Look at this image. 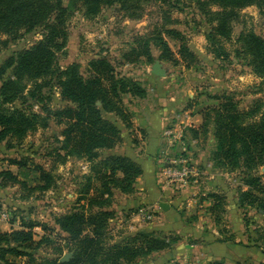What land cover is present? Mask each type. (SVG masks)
<instances>
[{
  "label": "trees",
  "instance_id": "16d2710c",
  "mask_svg": "<svg viewBox=\"0 0 264 264\" xmlns=\"http://www.w3.org/2000/svg\"><path fill=\"white\" fill-rule=\"evenodd\" d=\"M0 0V36L8 40L0 42L8 46L24 35L41 29L42 39L29 48H23L6 58L0 66V146L13 148V141L21 143L30 133L46 129L51 120L64 126L60 150L66 155L62 164L75 158L89 164L86 183L79 191L78 209L55 219L59 230L74 252L69 262L58 259H37L35 252L41 246L36 242L34 229L42 227L38 222L23 218L19 229L10 232L0 230V264H19L13 258H25L20 264H133L141 258L164 251L172 240L157 236L155 232L141 231L125 241L109 244V221L115 218L111 210L115 191L133 194L135 184L144 174L136 160L126 155L103 154L122 143V131L109 116L115 115L127 127H132L124 97H146L140 82L116 73L114 65L106 57L89 62L88 75L82 74L78 64L64 69L58 67V53L69 40L68 20L70 7L80 3L86 16L95 17L105 7L119 5L131 19L142 18L145 6L152 0ZM202 14L212 23L207 40L212 44L215 58L226 60L229 54L220 44L221 39L230 40L234 23L240 20V11L256 6L264 16V0H196ZM208 6L221 10L212 11ZM166 34L180 40L179 56L182 60L195 61L196 56L180 33L167 30ZM136 46L123 55L128 63H137L142 57L154 64L150 43L160 47V60L174 61L168 43L161 33L138 36ZM237 57L244 59L252 72L262 79L264 85V38L256 33L240 32ZM189 62V63H190ZM57 88L62 102L70 104L63 108L46 107L45 90ZM98 102L100 105L98 106ZM27 105L28 110L16 104ZM41 105L43 114L29 111ZM264 103L257 100L248 110L239 109L234 99L224 100L204 115V124L198 130L191 128L194 137L200 132L207 137L210 125L214 127L215 149L212 161L215 168L228 173L240 172L244 191L239 188V205L251 207L264 213ZM143 133L145 131L142 130ZM30 160L11 159L9 163L20 170L29 168ZM37 182L29 192L46 193L56 186L53 170L42 166L34 169ZM28 175V174H27ZM28 179H22L10 169L0 171V187L21 186L27 188ZM29 189V188H28ZM211 210L216 221L225 212V197L212 196ZM82 202V204H81ZM215 203V204H214ZM43 229V228H42ZM179 239V238H178ZM66 241V240H65ZM214 264H223L215 262Z\"/></svg>",
  "mask_w": 264,
  "mask_h": 264
},
{
  "label": "rangeland",
  "instance_id": "374dc122",
  "mask_svg": "<svg viewBox=\"0 0 264 264\" xmlns=\"http://www.w3.org/2000/svg\"><path fill=\"white\" fill-rule=\"evenodd\" d=\"M65 5L69 6L68 0L65 1ZM208 9L221 10L217 6H208ZM70 12L72 16L67 23L70 36L65 49L57 55L58 67L64 69L75 63L79 65L82 74L87 76L89 62L98 57H106L114 65L117 74L140 82L147 94L144 98L130 95L124 97L125 106L131 117L132 127L130 129H127L115 115L109 116L118 124L122 133L126 134L127 131L128 140L134 147L128 149L123 146L122 134V143L115 149L104 151L103 154H133L138 155L137 158H146L154 153L157 155L156 158L154 157L155 160H151L156 168L154 181L147 183L148 187H145L144 191L137 190L136 184L133 194H122L115 191L110 208L115 211V218L109 221L107 242L109 244L120 243L141 231L155 232L157 236L172 240L170 248L141 258L133 264H214L216 261L209 258V254H207L211 246L209 242L213 241V237H215V224L211 216L213 204L211 196L213 194L225 196V194L213 191V187L209 184L210 173L214 172L212 170L214 168L215 172L226 180L229 190L236 191L238 201L237 184L232 181H239L241 175L239 170L235 173H228L223 168H215L212 161V152L215 149L212 125H210L207 137L200 132L197 137H194L190 126H196L193 128L194 130L199 131V128L201 130L204 124V115L216 108L225 96L233 98L241 110L255 107L257 100L264 103L262 79L256 76L248 67L247 62L237 57L236 54L241 46L237 42L240 32L252 31L264 38V16L256 6H250L240 11V20L234 23L231 39L220 40V44L229 54L228 59L222 60L215 58L212 53V44L206 38L212 23L208 17L202 14L196 0H152L145 6L140 19H131L125 11L120 9L119 5L105 7L95 17L86 16L80 3L71 6ZM167 30L180 33L194 52L195 61L186 62L181 59L179 56L180 40L168 36ZM154 32L162 34L176 60V62L160 60L162 54L160 47L154 45L153 42L150 43L154 63L160 61L162 67L167 71L165 77L167 79L161 83L160 90L157 81L160 78L152 74L153 64L148 63L146 57H142L137 63H128L123 58L125 53L136 46L135 39L138 36H147ZM42 33L43 31L38 29L31 34L24 35L15 43L10 42L8 46L0 42V66L14 52L29 48L41 40ZM0 39L8 40V36H0ZM157 89L163 100L175 97L179 102L178 111L170 114V125H167L166 128H173L171 123L177 120L180 122V115L185 121L181 124L183 127L186 126L184 136L181 142L171 150H167V148L154 149L149 145L145 147V144L143 145L142 141H139L140 136L136 132L138 126L134 118V111L146 109L147 105L152 112H155L154 108L160 109L162 106L154 99L155 94L158 95ZM44 94L49 98L44 103L47 108L54 110L70 105L62 102L60 92L55 87L52 90H45ZM16 105L28 110L27 105L20 103ZM29 111L44 115L41 105L29 108ZM152 112L151 115L145 114L146 117L143 118L151 120L152 114H154ZM143 118L142 120H144ZM63 129L64 126L57 125L53 119L48 128H39L36 132L30 133L21 143L13 141V148H6L5 144L0 146V171L10 169L22 179L29 181L26 189L21 186L0 187V213L8 214L6 222L0 220V230L10 232L12 229H19L25 217L38 222L42 227L34 229L35 240L42 244L34 254L37 259L41 260L58 258L61 260L65 254L72 253L74 255V252L71 251L72 246L65 239L66 235L59 230L55 219L78 209V193L86 183V176L89 174V164L82 160L71 158L62 164L61 158L66 155L65 151L60 150ZM142 130L145 131L139 128V133L145 136ZM142 145L144 148L141 147ZM166 153L183 154L189 159L195 170L199 171V175L191 179L186 189L174 187L176 195L173 196L174 200L171 199L175 202L174 211L164 221V211L159 209L155 202V195L162 192L158 181L159 176H157L159 168L156 159ZM23 158L30 160L29 168L20 170L17 166L9 163L11 159L20 160ZM209 162L212 165L208 164ZM36 166L53 170L56 176V186L52 190L46 193L31 194L29 192L30 188H33L37 183L34 173ZM224 173L231 174L232 181H228L223 176ZM260 173L264 174V167ZM232 183L233 186H230ZM140 185L143 186V183ZM138 192L142 196L134 195ZM195 193L196 195H194ZM140 209L149 211L153 215L152 219L139 218L137 215L140 213ZM246 209H248V213H246V222L249 226L248 235L251 239L257 236L254 230H258V233L264 232V214L259 215L255 208L248 207ZM212 215L216 218V214L212 213ZM223 217L224 214L221 215V221H216L218 227H223ZM260 243L264 247V241ZM10 259L19 264L27 261L25 258L10 257ZM257 264L264 263L257 262Z\"/></svg>",
  "mask_w": 264,
  "mask_h": 264
},
{
  "label": "crops",
  "instance_id": "0c3cea01",
  "mask_svg": "<svg viewBox=\"0 0 264 264\" xmlns=\"http://www.w3.org/2000/svg\"><path fill=\"white\" fill-rule=\"evenodd\" d=\"M166 79L160 78L159 80H157L159 90L162 86L161 83ZM156 93L158 95L155 94L154 99L157 100L158 103L160 102L159 104L162 105L160 106V109L154 108L153 111L155 112H152L151 108H149V106L146 105V109H143L144 111L142 109L134 111L133 113L134 118L137 121V126H138L136 132H138L140 136L139 141H142V144L143 145L145 144V147L146 145H149L151 146V148L154 149L167 148L168 150L167 140L165 139L163 134L166 126L170 125L169 122L170 114L172 112L178 111L179 102L177 101V99H175V97H170L169 99L163 100L160 97L161 94H159L158 89ZM135 104L137 103L135 102ZM151 112L154 113L152 114L151 120H149V118L148 120H145V118L143 117H146V115H151L150 114ZM181 117L182 116L180 115L179 116V119H181L180 122L177 120L176 122L171 123V126L174 127L179 124L180 125L183 124L185 121ZM142 118L144 120H142ZM190 127L195 128L196 126H190ZM139 128L144 129L146 131L145 136H142V133H139ZM125 133L126 134L122 133L123 146H125L128 149H132V147L134 146L131 144L130 140H128L129 137L127 135V131ZM143 145L141 146L142 148H144ZM127 156L136 160L139 164H141V166L144 169L143 176H141L136 183V189L144 191L145 187L146 188L148 187L147 183H151L154 181L156 168L151 160H155L156 158L155 156L157 155L156 153H154L153 155L152 154L148 156L146 155L147 156L146 158L145 157L137 158L138 155H133V154H129ZM161 157L162 156L158 157L156 161L159 168V173L157 174V176H159L158 181L162 192H158V194L155 195L156 196L155 202L159 209H161L159 207V204L161 202H165L169 204L170 209L167 212L164 211V221H165V219L170 217L172 215V212L174 211L173 209L175 202L171 201V199H173L174 198L173 196L176 194H175V188L165 187L162 182V179L160 178V172L162 168ZM195 161L196 163H198L197 160ZM204 163L206 164V161ZM208 164L212 165L211 162H209ZM212 170L215 172L214 168H212ZM214 172L210 173L209 184H211V186L213 187L214 192L225 194V196L223 197L225 198L227 197V199H225L226 203L224 206L225 212L223 213L224 217L222 219V225H223L222 228L217 226L216 218H214V216L212 215L213 211L211 210V216L215 224V228H214L215 237H213V241L209 242V244L211 245L209 248V252H207V254H209V258H212L216 262L217 261L222 262L223 264H239V263H244L246 261L248 263L251 262L253 264H257V262L264 263V247L262 246V243H260L264 241L263 240L264 232L258 233V230H254L257 236L255 238L253 237L250 239L248 235L249 226H248V222H246V213H248V209L246 208L248 207L245 208L240 207L238 203L236 191L231 192L226 185V180L222 179L220 175ZM223 176L226 177L228 181H232L231 177L233 176L231 174L224 173ZM232 182L237 184V190L239 189L238 187L240 186L243 188L244 191L247 190L246 187L242 186L241 178H239V181L237 182L234 181ZM140 183H143V186H141ZM233 183L230 186H233ZM134 195L137 197L142 196V194L139 192ZM194 195H196V193ZM209 205H211V202H209ZM258 213L259 215L264 214L261 211H258ZM192 252H194V250H192ZM176 253L178 254L179 251ZM248 263H244V264H248Z\"/></svg>",
  "mask_w": 264,
  "mask_h": 264
},
{
  "label": "built area",
  "instance_id": "2783aa9c",
  "mask_svg": "<svg viewBox=\"0 0 264 264\" xmlns=\"http://www.w3.org/2000/svg\"><path fill=\"white\" fill-rule=\"evenodd\" d=\"M186 126L177 125L173 128H166L164 130V137L167 140L168 149H173L179 142H181ZM162 168L160 172V178L165 187L174 188L175 186L181 188H187L193 177L199 175V171L191 165L188 158L183 154L172 155L164 154L161 157ZM145 209H140L138 214L139 218L151 220L153 215ZM0 220L7 221L8 214L5 212L0 213Z\"/></svg>",
  "mask_w": 264,
  "mask_h": 264
},
{
  "label": "water",
  "instance_id": "95a60500",
  "mask_svg": "<svg viewBox=\"0 0 264 264\" xmlns=\"http://www.w3.org/2000/svg\"><path fill=\"white\" fill-rule=\"evenodd\" d=\"M152 74L159 78H165L167 76V71L162 67V64L160 63V61H156L152 65ZM98 105H100V102H98ZM159 207L165 212H167L170 209L169 204L165 202H161L159 204ZM72 255H73L72 253L65 254L61 258L60 262L61 263L68 262L72 258Z\"/></svg>",
  "mask_w": 264,
  "mask_h": 264
}]
</instances>
